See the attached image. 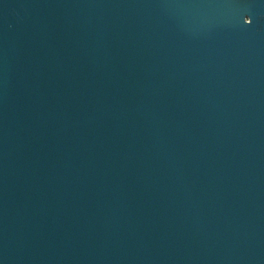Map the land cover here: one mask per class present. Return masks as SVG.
<instances>
[{
	"label": "water",
	"instance_id": "water-1",
	"mask_svg": "<svg viewBox=\"0 0 264 264\" xmlns=\"http://www.w3.org/2000/svg\"><path fill=\"white\" fill-rule=\"evenodd\" d=\"M0 264H264V0H0Z\"/></svg>",
	"mask_w": 264,
	"mask_h": 264
},
{
	"label": "snow or ice",
	"instance_id": "snow-or-ice-1",
	"mask_svg": "<svg viewBox=\"0 0 264 264\" xmlns=\"http://www.w3.org/2000/svg\"><path fill=\"white\" fill-rule=\"evenodd\" d=\"M247 23L251 24L252 23V19L250 21H248Z\"/></svg>",
	"mask_w": 264,
	"mask_h": 264
}]
</instances>
